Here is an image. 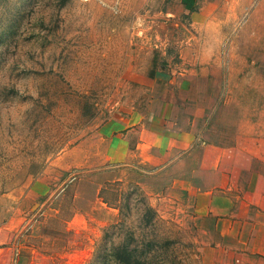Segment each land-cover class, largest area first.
Listing matches in <instances>:
<instances>
[{
    "label": "rangeland",
    "instance_id": "obj_1",
    "mask_svg": "<svg viewBox=\"0 0 264 264\" xmlns=\"http://www.w3.org/2000/svg\"><path fill=\"white\" fill-rule=\"evenodd\" d=\"M166 2L83 0L79 16L41 37V48L54 50L49 70L38 73L47 103L33 111L22 139L0 143V264H118L127 255L132 264L253 263L236 252L230 232L222 237L214 228V217L193 212L185 179L198 160L197 146L144 153L132 141L119 161L114 137L129 124L159 130L165 125H154L155 117L169 111L189 116L200 106L220 112L217 125L230 122L237 109H264L256 101L264 87L246 83H261L258 70L236 76L226 65L217 85L205 88L196 77L177 76L182 49L198 48L201 30L191 26L198 7L168 20ZM17 24L0 31V44L11 41ZM218 24L227 37L224 50L263 49L262 37L245 39L242 22ZM161 50L156 67L162 77L152 86L140 84ZM221 57L229 64L228 54ZM234 93L249 102L231 103ZM219 94L228 101L210 100ZM200 95L202 102L191 101Z\"/></svg>",
    "mask_w": 264,
    "mask_h": 264
},
{
    "label": "crops",
    "instance_id": "obj_2",
    "mask_svg": "<svg viewBox=\"0 0 264 264\" xmlns=\"http://www.w3.org/2000/svg\"><path fill=\"white\" fill-rule=\"evenodd\" d=\"M194 7H198V16L192 18L191 26L198 25L200 35L205 26L215 29L216 23H219L223 29L224 23H230L235 28L242 22L248 28L245 39L255 41L262 37L264 42V0H167L164 15L168 20H175L192 13ZM222 31L219 28V32ZM235 31L239 32L237 29ZM257 32L261 36L256 35ZM250 46L252 48L247 47L243 53L234 47L229 50L221 49L211 60L200 59L197 55L198 48L186 46L179 56L183 59L179 69L184 72L180 71L177 76L187 74L189 78L196 77L205 88L207 85H217L213 81L224 71L226 65H229L228 69L231 71L241 72L236 73V76L246 74L248 77L250 70H258L264 75V63L260 60L264 56V47L260 51ZM225 53L231 57L229 64L221 57ZM164 55L162 50L156 52L153 59L155 66L152 63L149 65L153 69L150 76L152 79L144 75L147 81L140 79V84L152 86V80L162 77L156 66ZM260 81L261 83H254L253 79L246 83L251 87H264V78ZM236 95L238 94L234 93L231 96V103L249 102L248 98ZM202 98L200 95L191 101L202 102ZM213 98L210 97V100L215 103L228 101L227 97L221 99L220 94L216 100ZM256 101L264 102V98ZM203 109L199 106L189 116L171 111L167 117L157 116L154 125H161L160 122L165 125L159 130L138 126L139 122L127 125L122 134L114 137L119 146V161L126 158L122 147L128 146L132 141L135 142L136 149L144 153L151 149L184 153L197 146L198 160L185 179L186 191L193 196L194 214L214 217V228L220 231L222 237H228L230 232V237L237 242L236 252L239 256H252V264H264V109H237L232 113L230 122H220L217 125L216 119L220 121L222 118L220 112L215 108L210 111L205 107ZM190 119L192 121L188 123ZM148 157L152 162H160L157 156L149 154Z\"/></svg>",
    "mask_w": 264,
    "mask_h": 264
},
{
    "label": "clouds",
    "instance_id": "obj_3",
    "mask_svg": "<svg viewBox=\"0 0 264 264\" xmlns=\"http://www.w3.org/2000/svg\"><path fill=\"white\" fill-rule=\"evenodd\" d=\"M22 5L23 0H0V31L18 21L11 41L0 44V143L5 145L22 139L33 111L47 103L45 78L38 73L49 70L54 50L52 46L42 49L41 37L48 28L66 27L84 11L83 0H31L26 7ZM226 40L218 29L205 26L198 57L213 59Z\"/></svg>",
    "mask_w": 264,
    "mask_h": 264
},
{
    "label": "trees",
    "instance_id": "obj_4",
    "mask_svg": "<svg viewBox=\"0 0 264 264\" xmlns=\"http://www.w3.org/2000/svg\"><path fill=\"white\" fill-rule=\"evenodd\" d=\"M83 118V117H81ZM126 252V251H125ZM127 253V252H126ZM118 261V264H132L130 255L120 257Z\"/></svg>",
    "mask_w": 264,
    "mask_h": 264
}]
</instances>
